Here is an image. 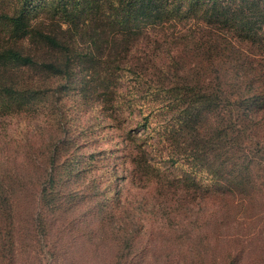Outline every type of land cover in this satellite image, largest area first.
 Masks as SVG:
<instances>
[{
  "label": "trees",
  "instance_id": "trees-1",
  "mask_svg": "<svg viewBox=\"0 0 264 264\" xmlns=\"http://www.w3.org/2000/svg\"><path fill=\"white\" fill-rule=\"evenodd\" d=\"M44 82L143 122L105 176L107 152L64 126L36 130L23 166L0 149V264L64 256L88 216L86 264H264V0H0V113ZM124 178L152 202H107ZM136 209L165 226L142 236Z\"/></svg>",
  "mask_w": 264,
  "mask_h": 264
},
{
  "label": "rangeland",
  "instance_id": "rangeland-1",
  "mask_svg": "<svg viewBox=\"0 0 264 264\" xmlns=\"http://www.w3.org/2000/svg\"><path fill=\"white\" fill-rule=\"evenodd\" d=\"M54 86V83L47 84L44 82L41 87H37L31 91L32 95H29V92L27 96L24 95L29 90L26 93L23 91V98L7 104V106L14 108L15 111L10 110L6 111V113L4 112V114L0 113V149L2 154L10 156L4 164L23 166L21 153L25 151V148H29L28 146L32 147V149L37 148L38 143L34 136L37 135L35 133L36 130L51 126L50 128L55 127L61 131L62 126H64L69 136H80L84 142V147L80 150L81 152L86 154L99 151L100 149L107 152L106 156L98 155L96 165L99 168L90 172L91 176L95 174L97 176L104 174L103 176H105L110 168L109 165L113 163L122 169H126L127 167L124 164L126 163L127 156L124 140L125 133L129 127L136 125L137 120L141 123L143 122L141 116L135 117L136 109H132V107L130 109L124 108L121 113L112 119L106 115L107 111L91 107L92 104L82 101L75 94H72L71 91L61 93L60 95L54 90ZM121 99L124 98L121 97ZM121 99L120 102H123ZM130 110H132V114L125 120L123 115H126ZM151 120L150 126H153L155 119L152 118ZM110 149L112 150V154L109 152ZM139 193L140 191L134 187H130L127 179L124 178L121 182L118 199L114 200V198H110L107 202L120 203L122 206L133 208H136L138 205L141 207L142 205L147 206L152 202L149 194H146V198L139 202ZM83 203L81 202L77 206L75 214L80 210H86V206ZM134 213L139 226L143 228L142 236H146L147 233L156 234L157 231L161 230V226H165L157 215L147 213L142 209H136ZM78 226L82 227L85 232L90 231L89 228L93 227L95 235L93 234L92 236L91 233L80 234L71 243L72 245L70 246L72 247L68 249L67 253L64 252V256L57 255L59 251L56 246L55 248L49 246L54 250L57 258L51 260L48 256L43 257V255H48L46 253L48 245L42 249L37 248L36 250H27V252L32 256L39 254V258L42 259L40 264H86L85 261L92 258L91 245L93 241L101 242L98 237L102 236L101 229L103 227L98 229L96 218L91 216L86 217L85 222ZM229 244H231V241L227 239L226 243L223 242L220 246L226 249ZM149 255L151 256V254L147 256ZM24 256L25 254L22 252V259H24ZM33 259L32 257L27 258L28 261L22 264H35ZM157 262L152 257L144 260V264H157ZM160 264L162 263L160 262Z\"/></svg>",
  "mask_w": 264,
  "mask_h": 264
}]
</instances>
